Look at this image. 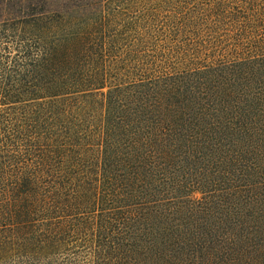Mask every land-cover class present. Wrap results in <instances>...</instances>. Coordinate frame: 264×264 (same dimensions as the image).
I'll use <instances>...</instances> for the list:
<instances>
[{
	"label": "trees",
	"instance_id": "trees-1",
	"mask_svg": "<svg viewBox=\"0 0 264 264\" xmlns=\"http://www.w3.org/2000/svg\"><path fill=\"white\" fill-rule=\"evenodd\" d=\"M0 264H264V0H0Z\"/></svg>",
	"mask_w": 264,
	"mask_h": 264
}]
</instances>
